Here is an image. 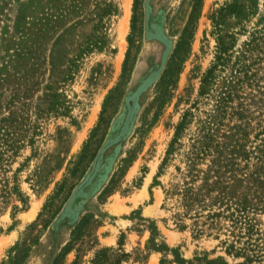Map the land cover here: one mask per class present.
Instances as JSON below:
<instances>
[{"label":"rangeland","instance_id":"obj_1","mask_svg":"<svg viewBox=\"0 0 264 264\" xmlns=\"http://www.w3.org/2000/svg\"><path fill=\"white\" fill-rule=\"evenodd\" d=\"M144 1L0 0V157L7 180L0 262L15 243L36 237L26 264L46 260L45 226L89 172L129 91L162 63L164 46L143 34ZM232 1L148 0L163 11L171 49L142 90L125 137L104 151L103 158L113 154L107 191L82 204L87 223L60 264H206L218 256L228 264H264V207L244 214L238 240L229 220L210 231L203 217L184 216L178 197L166 195L181 183L216 96L245 61L244 42L264 30V0H237V10ZM219 36L227 47L224 65L202 83ZM258 53L264 75V48ZM245 222L253 228L249 238ZM61 231L67 241L69 231ZM222 240L245 246L250 260L228 255Z\"/></svg>","mask_w":264,"mask_h":264},{"label":"trees","instance_id":"obj_2","mask_svg":"<svg viewBox=\"0 0 264 264\" xmlns=\"http://www.w3.org/2000/svg\"><path fill=\"white\" fill-rule=\"evenodd\" d=\"M239 5L237 0H233L229 7L237 10ZM143 12L144 37L148 41H156L164 46L161 61L163 63L167 52L171 49V40L163 30L162 17H160L163 11L161 8L153 10L152 4L145 0ZM222 17L220 11V15L215 18L217 25ZM179 45L178 42L176 50ZM263 48L264 30L255 29L244 42L240 52V58L245 61L237 65L235 72L230 76L227 91L216 96L205 120L206 131L201 138H198V144L192 145L187 155L181 183L176 184L173 190L166 191V195L178 197L184 209V216L203 217L206 229L210 231L219 229L223 219L229 220L232 226L230 234L238 240L242 237L241 226L238 225L244 221V214L249 209L264 207V75L260 72L262 66L258 61L261 58L258 51ZM226 50L227 47L219 36L214 64L207 71L202 83L218 65H224L222 61ZM162 63L156 69L150 66L149 74L142 80V84L139 83L129 91L125 101L126 107L131 106L129 101L138 106L142 90L159 73ZM201 90V93H204L203 84ZM185 124L184 119L170 142L167 154L172 151ZM125 127L126 125L122 127L120 133H124ZM104 144L95 155L89 172L73 188L51 224L45 226L50 248L42 264H60L63 256L70 249L73 239L87 223V216L81 213L82 204L92 195L98 193L97 197H99L107 191L104 180L108 171L104 172L102 169L93 171L99 169L104 150L114 143L105 148ZM0 153L2 154L3 151ZM2 160L3 158L0 157V204L6 201L7 196V191L1 187L2 182H7L6 178L2 177L4 171ZM109 164L105 162L103 168ZM202 164L205 166H201ZM93 174L95 177H92ZM12 188L16 190V187ZM179 216L183 215L179 214ZM177 219L181 220V218ZM179 223L180 227H184ZM243 224L246 225L244 233L247 234V238L251 237L253 234L251 224L248 222ZM62 228L69 231L70 237L67 241L61 238ZM233 228H236V231ZM202 231L204 229L197 230L198 233ZM32 242L38 245L39 237L32 239L30 244L25 240L15 243L10 247L7 258L0 264H26L32 250ZM221 243L225 245L224 250L228 255L244 256L247 261L250 260L251 256L245 252V246L238 247L227 240H222ZM122 256L123 253L116 258V263L122 260ZM205 263L228 264L222 256Z\"/></svg>","mask_w":264,"mask_h":264},{"label":"flooded vegetation","instance_id":"obj_3","mask_svg":"<svg viewBox=\"0 0 264 264\" xmlns=\"http://www.w3.org/2000/svg\"><path fill=\"white\" fill-rule=\"evenodd\" d=\"M140 84H142V81L140 82ZM136 108H137V105L134 104V102H132L131 106L124 108V110L118 116V118L116 120V125L113 128V132L111 133L110 138H113L118 133H120V131L123 130L122 127L125 126V125H126V127H125L126 130L122 134L121 138L118 141H116L113 145L110 146L111 147L110 148L111 150L112 149L114 150L120 144L121 139H123L125 137L127 131L129 130V127H130V124H131V120H132V116H133V113L135 112ZM112 155L113 154H109V156H106L105 158H102V160L100 162L99 169L98 170L94 169L93 171L94 172H97V171H99V170L102 169V171L107 172L109 170V169L107 170V168L108 167L110 168V164H111V162L113 160V156ZM105 162H107L108 164L110 163V164L106 168H103L104 165H105ZM93 176L95 177V174H93L92 177ZM81 201H83V200L81 199Z\"/></svg>","mask_w":264,"mask_h":264},{"label":"water","instance_id":"obj_4","mask_svg":"<svg viewBox=\"0 0 264 264\" xmlns=\"http://www.w3.org/2000/svg\"><path fill=\"white\" fill-rule=\"evenodd\" d=\"M131 104H132V101H129V105H131ZM124 129H125V128H124ZM121 136H122V132L119 133L117 136H115V137H113V138L107 140L106 143L104 144V148L107 147V146H109L110 144H113V143H115L116 141H118V140L121 138Z\"/></svg>","mask_w":264,"mask_h":264}]
</instances>
